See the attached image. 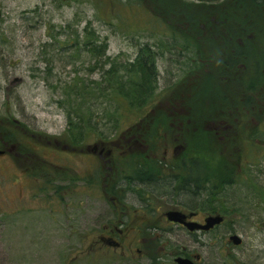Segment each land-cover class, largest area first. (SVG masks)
Segmentation results:
<instances>
[{
    "label": "rangeland",
    "instance_id": "1",
    "mask_svg": "<svg viewBox=\"0 0 264 264\" xmlns=\"http://www.w3.org/2000/svg\"><path fill=\"white\" fill-rule=\"evenodd\" d=\"M0 14V115L25 124L29 130L25 135L33 136L27 139L28 145L55 159L60 174L67 172V163L80 172L82 162H89L87 177L92 184L88 195L61 191L58 201L46 203L35 178L19 166L17 147L2 145L1 150L8 147L10 152L0 154V264H150L155 253L161 257L159 264H175L172 255L180 250L197 257L199 264H224L231 256L238 264H264V202H258L252 187L257 184L264 191V153L256 151L258 146L264 149V143L258 139L251 150L239 144L234 153L242 149V168L246 159L254 163L238 184L218 193L214 203L226 205L229 212L212 234H197L199 241L193 240L164 217L168 209L186 211L201 199L173 194L167 184H138L134 187L147 192L153 211L135 191L127 190V216L119 224L124 246L118 249L95 242L104 224L115 218L99 181L106 163L94 154L79 153V144L71 151L65 142L70 134L68 114L78 124L89 122L92 134L83 144L110 148L112 158L124 143L118 141L121 130L136 117L114 118L110 99L95 91L83 100L73 89H90L112 60L124 64L134 59L139 45L161 35L164 23L154 18L150 7L137 0H0ZM85 28L106 39L105 56L99 62L73 43L72 38L82 36ZM183 60L175 52L158 58V90L181 74ZM251 125L260 126L264 139V123ZM97 139L101 140L97 143ZM167 149L171 150L170 145ZM199 214V221L209 215L206 210ZM147 224L162 227H147V233L142 231ZM235 233L242 238L236 246L228 238Z\"/></svg>",
    "mask_w": 264,
    "mask_h": 264
},
{
    "label": "trees",
    "instance_id": "2",
    "mask_svg": "<svg viewBox=\"0 0 264 264\" xmlns=\"http://www.w3.org/2000/svg\"><path fill=\"white\" fill-rule=\"evenodd\" d=\"M137 1L150 7L154 18L164 23L161 35L154 42L139 45L134 59L124 64L112 60L102 79L93 82L90 89H73L83 100L95 91L110 99L114 118L124 121L136 117L133 124L121 130L118 141L124 143L119 155H109L106 169L100 171L105 198L115 210L114 217H121L113 218L109 224L118 228L123 224L129 207L124 198L127 190L135 191L145 207L153 211L147 192L135 188L134 180L148 184L166 180L173 194L181 192L202 200L203 205L200 200L186 208L189 213L206 210V214L225 216L228 207L214 203L218 193L238 184L248 165L254 163L245 158L247 164L242 168V153L234 155L233 147L247 145L251 150L256 147L255 140L264 143L260 126L251 125L254 121L264 123V0ZM72 40L95 62L105 56L106 39L88 28ZM165 52H175L184 60L181 74L158 90L156 62ZM80 118L83 120L84 115ZM67 122V144L80 146L91 136L89 122L78 124L69 114ZM242 123L247 126L243 134ZM25 132H29L25 124L0 115V148L9 144L17 147V155L36 161L38 153L27 143L33 136ZM220 135L224 140L219 141ZM169 145L179 147L181 152L162 159ZM257 148L259 154L264 153L263 147ZM103 149L106 152L110 148ZM250 157H254L253 152ZM163 169L167 172L163 173ZM29 174L37 176L36 171ZM252 187L258 202H264V191L257 184ZM218 226L206 234H212ZM147 227L157 226L147 224L142 231L149 233ZM177 254L190 256L184 251ZM150 256L154 259L150 264H159L156 253ZM224 261L238 264L239 260L231 256Z\"/></svg>",
    "mask_w": 264,
    "mask_h": 264
},
{
    "label": "flooded vegetation",
    "instance_id": "3",
    "mask_svg": "<svg viewBox=\"0 0 264 264\" xmlns=\"http://www.w3.org/2000/svg\"><path fill=\"white\" fill-rule=\"evenodd\" d=\"M241 126H242L241 133L243 134V131H246L247 126H245L244 123H242ZM212 127H214V126H212ZM218 138L224 139L222 135L218 136ZM68 145L71 146V151L75 150L74 149L75 147L72 144H68ZM79 147H80L79 153H82V154L88 153L91 155L94 154V157L96 156L97 160L98 159H104V161L106 162V158L109 157V155L111 156V149H109L105 152L103 149L104 147L102 145L101 146L95 145V146H92L90 148L88 144L84 145L83 142L81 141ZM241 148H243V147L241 146ZM170 149L171 150H168L167 148H165V150L163 151L164 156L161 157L162 159L167 158L166 156L168 154L176 156L181 152L180 148L177 146L176 147L170 146ZM233 149H234V151H237L239 149V144L238 145L235 144ZM241 151H242V149H241ZM241 151H240V153H241ZM6 152L9 153L10 151L5 149V150H3L2 155L6 154ZM37 153H38V155H37L36 161H31V162L27 158H23V156H21V155H16V154L15 155L17 157L16 160L18 161V164L20 167L23 166V168L25 170H29V172H31V171L37 172V176L35 177L34 180H36L37 186H38L41 194L44 196L43 201H45L46 203L47 202L51 203V204L55 203V201H58V199H60L58 194H60L61 191H63L65 194L66 193L76 194L77 191H82L85 195H88L89 190H90L89 187H90V185H92L91 180H89V177H87L88 173H89V169H90L89 162H87V163L82 162L83 167H82V169H80L81 173L78 170H75L74 167L72 166V164L67 163L65 165V167H67L66 168L67 172H64V174H60L59 167L57 166L55 159L52 160L51 157L40 155L38 151H37ZM76 154H78V153H76ZM18 156H20V157H18ZM70 161H74V160H70ZM162 172L166 173L167 170L165 171L163 169ZM124 182L125 181H122V183H124ZM166 182H167L166 180L161 179L160 181H158L156 183L166 184ZM133 184L134 185L139 184L143 187L148 185V183H146L145 181L143 182V181H138V180H134ZM59 189H61V190H59ZM182 211L184 213L186 212V214L189 213V211H187V210L186 211L182 210ZM192 212H194V211H192ZM141 213H142V215H144L143 211H141ZM194 213L195 214L191 216V219L195 220L199 223L203 222L205 217L201 221H199L200 211H196ZM170 223H171L170 226H174L178 229H184L191 236L193 235L192 233H194L195 234L194 236H196V239L193 238V240H197V241H199L197 234L202 235V234H206V232H208L205 230L191 231L190 232L187 229H185L184 226L180 223L179 224H175L172 222H170ZM157 227H162V226H157ZM157 227H154V228H157ZM123 234H124V230L118 228V226H116V224L114 225V224L105 223L103 228L101 229L100 233L97 235V237H96L97 239L95 240V242H97L99 244L104 243L107 246H110V247L114 246L115 248L121 249L124 246V244L122 243L123 237H121V235H123ZM141 241H142V239H141ZM110 243H112L113 245H111ZM180 251H183V250H180ZM184 252H186V251H184ZM180 255H182V254H180ZM180 255H178L177 253H173V255H172L173 262H174V259ZM182 256H184V255H182ZM184 257H187V256H184ZM187 258L193 259V261L196 262V264H199L197 261H195L196 258H193L191 255ZM158 259H161V257H158L157 260ZM158 263H159V261H158ZM175 264H177V263H175Z\"/></svg>",
    "mask_w": 264,
    "mask_h": 264
},
{
    "label": "water",
    "instance_id": "4",
    "mask_svg": "<svg viewBox=\"0 0 264 264\" xmlns=\"http://www.w3.org/2000/svg\"><path fill=\"white\" fill-rule=\"evenodd\" d=\"M2 14H0L1 17ZM3 151L0 150V154H2ZM194 212H190L188 214L184 213L180 209H168L164 213V217L167 221L175 223V224H182L185 229L188 231H209L212 230L214 226H218L224 222L225 216H222L221 214H209L206 215L203 222L199 223L195 220L191 219V216L194 215ZM229 241L234 245H239L242 242V238L238 234H229L228 235ZM113 245L112 243H110ZM197 258V257H196ZM174 262L177 264H196V262L193 261V259L184 257L182 255L176 257L174 259Z\"/></svg>",
    "mask_w": 264,
    "mask_h": 264
}]
</instances>
